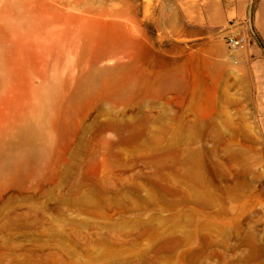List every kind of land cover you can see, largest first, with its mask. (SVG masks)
<instances>
[{
	"label": "rangeland",
	"instance_id": "1",
	"mask_svg": "<svg viewBox=\"0 0 264 264\" xmlns=\"http://www.w3.org/2000/svg\"><path fill=\"white\" fill-rule=\"evenodd\" d=\"M217 2L0 0V151L46 149L0 173V264H264V0Z\"/></svg>",
	"mask_w": 264,
	"mask_h": 264
},
{
	"label": "bare ground",
	"instance_id": "2",
	"mask_svg": "<svg viewBox=\"0 0 264 264\" xmlns=\"http://www.w3.org/2000/svg\"><path fill=\"white\" fill-rule=\"evenodd\" d=\"M100 73H103V71H101V69H99ZM98 70L96 69V72ZM96 73V74H99ZM106 73V72H105ZM95 74V73H94ZM93 74V75H94ZM98 76V75H97ZM99 77V76H98ZM94 78H95V75H94ZM127 80V79H126ZM131 80V79H130ZM165 80V79H164ZM120 81V80H119ZM125 81V80H124ZM122 82V81H121ZM118 83V82H117ZM129 83V82H127ZM132 84V82H130ZM164 83V82H163ZM162 83V84H163ZM119 84V83H118ZM123 84H126V83H121L122 86H124ZM119 84V86H121ZM166 90H169L170 88H175L178 90V89H181V87H183V83L182 81L180 82V80L178 81V78H176L175 76H171L169 78H167V82H166ZM126 86V85H125ZM130 86V85H129ZM134 86V85H133ZM185 86V85H184ZM82 87V86H81ZM117 87V86H116ZM115 87V88H116ZM165 86H163L164 88ZM89 88V87H88ZM114 88V89H115ZM185 88V87H183ZM117 89V88H116ZM176 89L175 91L174 90H171V91H174L176 92ZM182 90V89H181ZM180 90V91H181ZM123 91V90H122ZM128 91V90H127ZM132 91V90H131ZM119 93H122L120 91H117ZM124 92V91H123ZM169 92V91H168ZM178 92V91H177ZM183 92V91H182ZM149 93V92H148ZM167 93V92H166ZM116 94V93H115ZM118 94V93H117ZM121 95V94H119ZM117 95V96H119ZM126 95V94H125ZM148 95V94H147ZM123 96V94L121 95ZM176 117V116H175ZM177 118V117H176ZM176 120V119H175ZM179 120V119H178ZM257 127V126H256ZM252 129V128H251ZM254 131V130H253ZM36 135H38L37 137H35ZM23 138L19 140V142H17V146L15 148H13L12 150L10 151H5V150H1L0 151V173H6V172H14L15 170H18L20 172H24V173H28L31 171L32 169V166L33 164L39 162V160H42V158L45 156V152H46V149L44 146H38L35 144V141L36 139H39V140H42L43 139V135L41 132H37V133H34V135L32 134H25L24 136H22ZM256 139V138H255ZM261 138H259L260 140ZM258 140V139H256ZM191 139H189V143H190ZM195 141V140H194ZM262 142V140H260ZM179 142H183L182 138L178 140V144H181ZM188 143V145H189ZM193 143V142H192ZM186 144V143H185ZM261 144V143H260ZM258 144V145H260ZM230 147V146H229ZM233 147V146H232ZM235 147V146H234ZM233 147V148H234ZM167 150H168V146L166 147ZM258 148V147H257ZM159 149V148H158ZM157 149V150H158ZM165 149V148H164ZM231 149V148H229ZM235 149V148H234ZM233 149V150H234ZM239 149V148H238ZM259 149V148H258ZM257 149V150H258ZM163 150V149H162ZM166 150V149H165ZM167 150L164 151L166 156L168 157V153H167ZM191 150V149H190ZM189 148H188V151H190ZM231 150L230 152V156L231 158L234 159V157L236 158L238 156V153L237 151H233ZM245 150V149H244ZM239 151V150H238ZM260 151V149H259ZM158 152H161V151H158ZM192 152V151H191ZM246 151H244L245 153ZM254 152V151H253ZM258 152V151H257ZM243 153V155H244ZM242 154V153H241ZM160 155V153H159ZM260 155V154H259ZM165 156V155H164ZM258 156V155H257ZM229 157V155H228ZM240 157V155H239ZM238 157V158H239ZM260 157V156H259ZM258 157V159H259ZM169 159L171 157H168ZM174 158V157H173ZM241 158V157H240ZM239 158V160H240ZM261 159V158H260ZM171 160V159H170ZM169 160V161H170ZM175 160V159H174ZM264 160V159H263ZM175 162V161H174ZM263 167V166H262ZM264 170V168H263ZM262 171V170H261ZM261 173V172H260ZM263 174V173H261ZM262 177V176H261Z\"/></svg>",
	"mask_w": 264,
	"mask_h": 264
},
{
	"label": "crops",
	"instance_id": "3",
	"mask_svg": "<svg viewBox=\"0 0 264 264\" xmlns=\"http://www.w3.org/2000/svg\"><path fill=\"white\" fill-rule=\"evenodd\" d=\"M219 7L217 9V26L224 25L225 23L230 22L235 16H243L246 14V10L248 8L249 0H217ZM188 22L191 19H186ZM204 24L201 23L200 27L194 29L193 32L190 33L191 30L185 31L182 35L189 38L193 36L202 35V30L204 29Z\"/></svg>",
	"mask_w": 264,
	"mask_h": 264
},
{
	"label": "built area",
	"instance_id": "4",
	"mask_svg": "<svg viewBox=\"0 0 264 264\" xmlns=\"http://www.w3.org/2000/svg\"><path fill=\"white\" fill-rule=\"evenodd\" d=\"M226 43L232 49H242L250 46L249 39L245 34H239V35L229 34L226 37Z\"/></svg>",
	"mask_w": 264,
	"mask_h": 264
}]
</instances>
